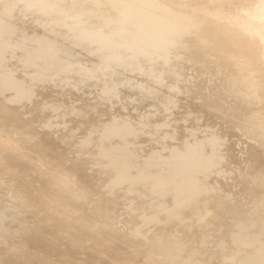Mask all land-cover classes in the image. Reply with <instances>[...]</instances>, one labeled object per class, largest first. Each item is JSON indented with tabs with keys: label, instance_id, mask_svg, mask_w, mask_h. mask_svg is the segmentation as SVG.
Returning <instances> with one entry per match:
<instances>
[{
	"label": "rangeland",
	"instance_id": "374dc122",
	"mask_svg": "<svg viewBox=\"0 0 264 264\" xmlns=\"http://www.w3.org/2000/svg\"><path fill=\"white\" fill-rule=\"evenodd\" d=\"M143 55L0 7L9 132L43 144L0 170V264H264L263 136Z\"/></svg>",
	"mask_w": 264,
	"mask_h": 264
},
{
	"label": "water",
	"instance_id": "95a60500",
	"mask_svg": "<svg viewBox=\"0 0 264 264\" xmlns=\"http://www.w3.org/2000/svg\"><path fill=\"white\" fill-rule=\"evenodd\" d=\"M46 1L55 7L61 4L70 7L96 5V16L101 13L123 14L127 19L138 12L140 6L151 8L156 14V18L153 17L155 21L178 37L176 45L180 47V50H174L167 56L152 47V50L149 49L151 57L190 93L208 105L228 112L234 120L248 124L264 138V36L260 35L258 20L253 10L249 9L253 0ZM0 7L11 9L2 0ZM19 10L45 22L54 30H66L81 36L35 9ZM241 30L246 33L245 41L240 37ZM88 40L99 42L96 37ZM103 44L145 57L144 50ZM13 119L15 113L0 101V170L9 177L16 176L15 163L19 160L27 166L25 173L34 169L32 160L40 157L43 150V144L27 146L17 138L22 128L16 126L9 132ZM260 165L264 170V164ZM51 193L49 188H45L40 195L49 197ZM259 194L264 196V187Z\"/></svg>",
	"mask_w": 264,
	"mask_h": 264
},
{
	"label": "bare ground",
	"instance_id": "6f19581e",
	"mask_svg": "<svg viewBox=\"0 0 264 264\" xmlns=\"http://www.w3.org/2000/svg\"><path fill=\"white\" fill-rule=\"evenodd\" d=\"M4 1L6 2V4L10 5L11 8H18L21 10L25 9L27 11L35 9L38 12L43 13L41 15H47L49 20H53L59 24H62L65 28L76 32L84 38L92 39L96 37L97 41L101 43L103 42L108 45H114L120 48H123L122 46H124L136 51L144 50L145 52L146 50L150 52L153 47V49L161 52V54L164 56L170 55L174 50H180L179 45H176L178 37H176L175 34L167 27L158 24L154 19L156 18V14L151 8L147 6H140L139 11L136 12L132 17L127 19L123 14L109 15L101 13L100 16H96V5L87 7H70L63 6L61 4L62 6L60 5V7H55L48 3L46 0H2V3ZM249 9L253 10L255 17L258 20V29L261 30L260 35L264 36V0H253V6H251ZM247 33L250 34L249 32ZM240 34L242 40L245 41L246 33L242 31L240 32ZM15 114L18 115L19 113L15 111ZM25 123L23 122L24 125H27ZM21 124L22 123H20L19 125L21 126ZM19 125L18 128L20 127ZM12 126L14 127V125ZM115 131L118 133H129L126 128H117ZM41 139L40 142H43V140ZM40 162L38 161V163ZM43 164L45 165V163H42V165ZM112 164L116 167H119V164L117 162H114ZM23 169L25 171L26 166ZM129 170L130 169L128 166H120L119 179L131 177ZM2 175L5 174L2 173L0 177H2ZM25 179L26 178L23 177L21 180L25 182ZM30 179L31 177L29 179L27 178V185L28 183L31 184V182H29L31 180L32 183H36V179H34V182L33 179ZM21 180H18L16 183H21ZM133 181L134 183H139L141 181V178L138 177ZM20 185H22V183L19 184V186ZM25 186L26 183L21 188L25 189L31 187L30 185V187Z\"/></svg>",
	"mask_w": 264,
	"mask_h": 264
}]
</instances>
